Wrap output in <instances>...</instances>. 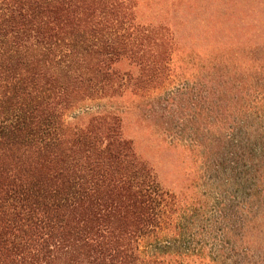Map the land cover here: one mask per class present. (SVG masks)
Returning <instances> with one entry per match:
<instances>
[{
    "label": "trees",
    "instance_id": "16d2710c",
    "mask_svg": "<svg viewBox=\"0 0 264 264\" xmlns=\"http://www.w3.org/2000/svg\"><path fill=\"white\" fill-rule=\"evenodd\" d=\"M158 5L0 0V264H165L141 249L171 235L175 196L125 137L120 115L68 120L70 109L123 83L161 85L174 46L170 23L178 24L140 15ZM253 20L258 50L264 18ZM123 61L137 72L121 71ZM252 71L264 75V55L252 58ZM263 99L257 94L238 130L241 155L252 153V205L264 198ZM260 211L252 207V264H264Z\"/></svg>",
    "mask_w": 264,
    "mask_h": 264
},
{
    "label": "rangeland",
    "instance_id": "374dc122",
    "mask_svg": "<svg viewBox=\"0 0 264 264\" xmlns=\"http://www.w3.org/2000/svg\"><path fill=\"white\" fill-rule=\"evenodd\" d=\"M156 2L154 13L140 8V15L172 16L178 24L170 23L174 46L161 85L123 83L70 109L68 120L82 112L120 115L125 137L175 196L171 235L162 239L172 244H143V256L165 264H252V207H264V198L252 205V153L241 155L238 130L257 94L264 96V75L252 71V58L264 55V32L252 50L253 18H264V0ZM118 67L137 72L131 61ZM219 99L229 102L227 110Z\"/></svg>",
    "mask_w": 264,
    "mask_h": 264
}]
</instances>
